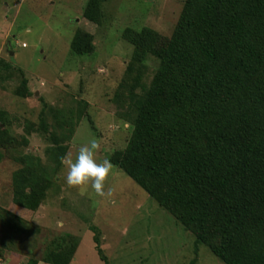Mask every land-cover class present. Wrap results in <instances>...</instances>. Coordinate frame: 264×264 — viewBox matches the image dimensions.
Segmentation results:
<instances>
[{"label": "rangeland", "instance_id": "1", "mask_svg": "<svg viewBox=\"0 0 264 264\" xmlns=\"http://www.w3.org/2000/svg\"><path fill=\"white\" fill-rule=\"evenodd\" d=\"M186 1L103 0L97 22L90 0H0V264H50L69 233L79 239L70 264H105L93 226L108 264H225L118 165L103 197L69 186L63 164L55 171L59 146L75 156L96 139L98 161L126 149ZM40 164L51 181L30 210L14 201V177Z\"/></svg>", "mask_w": 264, "mask_h": 264}, {"label": "trees", "instance_id": "2", "mask_svg": "<svg viewBox=\"0 0 264 264\" xmlns=\"http://www.w3.org/2000/svg\"><path fill=\"white\" fill-rule=\"evenodd\" d=\"M102 1L90 0L85 16L100 21ZM74 47L82 49L78 39ZM83 47L94 49L91 42ZM18 93L30 94L26 83ZM2 131L0 125V140ZM67 151L56 150L55 171ZM111 162L225 264H264V0L186 1L138 101L132 138ZM39 167L14 177V201L30 210L40 207L51 181L52 173ZM92 229L108 264L99 230ZM67 237L46 262L71 263L79 239Z\"/></svg>", "mask_w": 264, "mask_h": 264}, {"label": "clouds", "instance_id": "3", "mask_svg": "<svg viewBox=\"0 0 264 264\" xmlns=\"http://www.w3.org/2000/svg\"><path fill=\"white\" fill-rule=\"evenodd\" d=\"M100 143L96 139L82 144L75 156L71 152L63 155L61 163L68 169L66 183L71 187L90 184L99 196H110L112 189L105 191L106 179L113 172L110 159L97 160Z\"/></svg>", "mask_w": 264, "mask_h": 264}, {"label": "crops", "instance_id": "4", "mask_svg": "<svg viewBox=\"0 0 264 264\" xmlns=\"http://www.w3.org/2000/svg\"><path fill=\"white\" fill-rule=\"evenodd\" d=\"M20 206V205H19Z\"/></svg>", "mask_w": 264, "mask_h": 264}]
</instances>
